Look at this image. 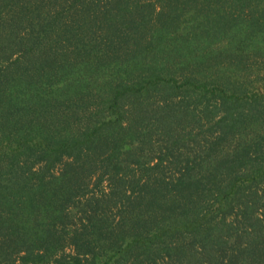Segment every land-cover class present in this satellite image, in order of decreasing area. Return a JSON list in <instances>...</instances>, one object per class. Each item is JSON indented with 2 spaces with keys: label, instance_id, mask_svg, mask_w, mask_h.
<instances>
[{
  "label": "trees",
  "instance_id": "16d2710c",
  "mask_svg": "<svg viewBox=\"0 0 264 264\" xmlns=\"http://www.w3.org/2000/svg\"><path fill=\"white\" fill-rule=\"evenodd\" d=\"M0 264H264V0H0Z\"/></svg>",
  "mask_w": 264,
  "mask_h": 264
}]
</instances>
